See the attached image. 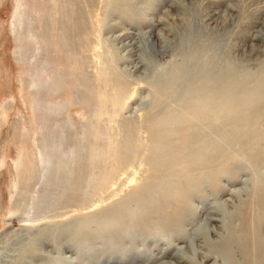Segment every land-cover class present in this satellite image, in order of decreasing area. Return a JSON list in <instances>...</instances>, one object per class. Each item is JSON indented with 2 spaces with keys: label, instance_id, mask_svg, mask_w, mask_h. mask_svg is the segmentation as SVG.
<instances>
[{
  "label": "rangeland",
  "instance_id": "1",
  "mask_svg": "<svg viewBox=\"0 0 264 264\" xmlns=\"http://www.w3.org/2000/svg\"><path fill=\"white\" fill-rule=\"evenodd\" d=\"M257 234L264 0H0V264H212L230 236L246 264Z\"/></svg>",
  "mask_w": 264,
  "mask_h": 264
},
{
  "label": "bare ground",
  "instance_id": "2",
  "mask_svg": "<svg viewBox=\"0 0 264 264\" xmlns=\"http://www.w3.org/2000/svg\"><path fill=\"white\" fill-rule=\"evenodd\" d=\"M209 21H211V24H214L215 21L213 19H210ZM192 41H188V44L191 43ZM129 48V47H128ZM135 50V49H134ZM228 87V86H227ZM234 93L232 91V88L229 87L227 92L226 93ZM229 97V94L227 95ZM224 97V96H223ZM221 97V98H223ZM202 107V106H201ZM213 109H217V108H214ZM195 152V151H194ZM189 154V153H188ZM189 157H190V154H189ZM188 158V157H186ZM175 159V158H173ZM171 160V159H170ZM175 161V160H174ZM213 214V213H212ZM215 221V218L212 217V216H207L204 223L201 224V228L195 232L192 233V237H191V240H196V239H199L201 238V235L202 233H204L205 237L210 234V235H217V233L215 232L214 230V227L211 226V222H214ZM221 234V233H220ZM248 233H246L247 235ZM203 235V236H204ZM222 235V234H221ZM245 235V234H244ZM258 235V234H257ZM260 235V234H259ZM259 235L257 236V239H255L254 241L251 240V243H254V251L257 249V254L254 256V255H251L250 251H252L251 249V245H249V243H247L248 241L246 239L243 240L242 243L238 244L239 247L237 248L238 249V253L240 252V254L245 258V262L246 264H264V245L261 244L260 242V239H259ZM255 236V235H254ZM264 235H262L263 237ZM252 237V236H251ZM256 237V236H255ZM229 238H233L232 236H230ZM229 238L224 241V242H221V243H213L212 246L214 248V250L216 252H212V246H211V250L207 252V255H204L202 254V257L203 259L207 260V258H211L212 256L215 257L214 255L217 254L216 256V260L213 261L212 264H215L216 261L220 258L221 259V255L225 256L228 260H229V264H234L233 263V258L231 257V250H232V247H234L236 244L233 243L231 240H229ZM245 238V237H244ZM222 240V239H221ZM250 240V239H249ZM207 241V240H206ZM223 241V240H222ZM246 241V242H245ZM209 243V242H207ZM250 243V244H251ZM246 244V246H245ZM248 244V245H247ZM193 251H194V248H193ZM194 255H199V251L195 250L194 252ZM212 253H215V254H212ZM256 253V252H255ZM196 257V256H195ZM173 261H174V264H179V263H183V262H186L187 259H185L183 256H180V255H175L174 257H172ZM168 264H172L171 263H168Z\"/></svg>",
  "mask_w": 264,
  "mask_h": 264
}]
</instances>
